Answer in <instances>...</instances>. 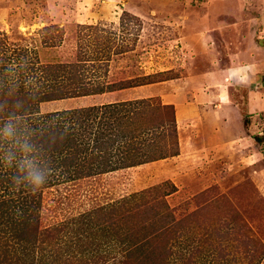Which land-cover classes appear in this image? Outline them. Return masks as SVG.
<instances>
[{"label":"rangeland","instance_id":"obj_1","mask_svg":"<svg viewBox=\"0 0 264 264\" xmlns=\"http://www.w3.org/2000/svg\"><path fill=\"white\" fill-rule=\"evenodd\" d=\"M246 44L264 48V0H0V67L23 91L18 101L32 103L20 114L17 99L9 110L0 102V261L264 264V107L247 108L244 90L230 89L227 104L204 86ZM83 53L93 59L96 86L113 90L28 99L50 87L56 64L70 67ZM200 76L199 105L219 115L206 135L198 125L209 118L194 109L185 113L196 126L176 121L185 79ZM116 102L125 103L104 117L98 111L101 119L76 118L87 113L78 108ZM59 127L79 146L49 156V145L32 138ZM106 153L111 167L118 154L131 153L126 162L136 164L104 172ZM29 204L28 254L16 245L19 256L10 257L14 210Z\"/></svg>","mask_w":264,"mask_h":264},{"label":"trees","instance_id":"obj_2","mask_svg":"<svg viewBox=\"0 0 264 264\" xmlns=\"http://www.w3.org/2000/svg\"><path fill=\"white\" fill-rule=\"evenodd\" d=\"M86 53V55H84V53L82 54V58L78 59L77 61L71 63L70 67H67L64 64H56L54 66V70L48 74V76L52 77V83L50 84V87L45 89V90H36L35 92L37 95H34V97L30 98L28 97V99H34L35 102H40V101H47V100H51V99H59V98H63L65 96H79V95H89V94H94V93H102L104 91H109V90H113L112 86L110 87H105V88H101L96 86V84L94 83L93 77L97 78L96 76H94V72L96 69H92V67L94 66L93 64V59L91 58V56ZM37 62V61H36ZM41 65V64H40ZM4 67H0V73L2 72L3 76H0V102H5V105L8 107L9 110V105L7 103H11V99L9 100V98L12 99H17V102L19 104V106H22L20 109V114H24L25 111H32L31 109V101H29V105H27L28 101L22 102V101H18V100H22V90L18 91L16 89L13 88V85L11 81H7L8 79H6L5 77V73L3 70ZM43 69V67H42ZM41 69V70H42ZM46 69H44L43 71H45ZM108 70L104 73V75H107ZM91 74V76L89 75ZM56 79H59L58 82H55ZM64 80V82H62ZM123 82V81H122ZM59 83V84H57ZM98 85V84H97ZM122 86H124V84H120ZM108 86V85H107ZM41 87V86H40ZM39 87V88H40ZM119 88V87H117ZM56 91V92H55ZM23 94H27V92H24ZM25 98H27V95H23ZM119 103H125V102H119ZM118 102L116 103H108V104H102L99 106H87V107H82V108H78V111L82 112H87L86 113V117L84 116H79V114H76V118L79 119V122L85 123V119L91 120V121H95V119L97 117L101 116L104 117L105 114L112 113V111H110L112 108H114L117 104H119ZM18 106V107H19ZM164 106H171L173 107V105H164ZM13 107L16 108L14 105H10V113L9 111H6V116L8 118H12L13 116H16V112L15 111H11V108ZM16 110V109H15ZM75 111V110H74ZM101 112V116L99 115ZM75 113H77L75 111ZM0 117H5V115L0 114ZM78 121V120H76ZM83 126V125H82ZM33 127V126H32ZM60 129H52L51 131V135L47 138L46 136L43 135V133H41V131H37L34 135L35 137H33V140H39V141H43L44 143H47L49 146H43L44 153L45 151H47L49 156H55V155H60L63 150L67 151L66 149H71L75 146H79V144H77V139L75 136V133L72 132L71 130L65 131L66 128L69 129L68 127H65L62 129V127H59ZM88 128V127H87ZM90 129V128H88ZM175 129V128H174ZM14 130L20 134V130L18 129V127H14ZM33 130V128H32ZM29 131V130H28ZM28 131L25 129V131L23 132L24 134L28 133ZM90 133H93V131H90ZM23 134V135H24ZM30 134V133H28ZM103 134V133H101ZM122 138H126V134L122 133L120 135ZM102 138V137H101ZM119 139V138H117ZM104 142V141H103ZM105 143V142H104ZM124 146L129 145V149L131 144L127 143V142H123ZM37 148H38V153L40 154V149H41V144L37 143ZM52 146V147H51ZM106 148V147H105ZM112 149V148H111ZM106 152V151H105ZM126 152V150L124 151ZM111 153V152H110ZM120 153V152H119ZM107 156H105L104 161L102 163L103 166L101 167L102 171H108L114 168H123V167H128V166H132L135 165L136 163H128L126 162L127 157H131V153H127L124 154V157H122V154H118V160H121V163L118 164V167H111L115 164H111L112 162V157L113 154L108 155L109 153H106ZM112 155V156H111ZM165 156H168L167 153L161 152L159 153V155L155 156L157 157V159L159 158H164ZM134 157V156H133ZM86 174H88L86 172ZM173 191V189H172ZM32 206L31 204H29L27 207H23L20 208V210H14V223H13V227H12V235L11 238L15 243H11L12 248L11 249V253H8V249H4L5 253L10 254L12 257L13 255L15 257L19 256L15 246L17 245V249L21 252H26L27 249V245L25 243V238H24V233H25V227L23 226L26 225L29 222V220H33L34 217L32 215V211H30L29 213H31L32 216H30V214L28 213L29 207ZM104 218V217H103ZM105 218H109L108 216H105ZM34 221V220H33ZM111 229V228H110ZM7 244V242H6ZM26 254H28L26 252ZM0 264H5L4 260L0 261Z\"/></svg>","mask_w":264,"mask_h":264},{"label":"crops","instance_id":"obj_3","mask_svg":"<svg viewBox=\"0 0 264 264\" xmlns=\"http://www.w3.org/2000/svg\"><path fill=\"white\" fill-rule=\"evenodd\" d=\"M236 11L237 10H234L233 14H236V16L239 17L238 12ZM255 46L256 47L246 44L245 47L243 46L244 48L240 47L239 50H238V47H236L235 52L228 56L229 64H227L226 62L224 70L217 71L218 74L215 72H212L209 75H207V79H205V81L207 80L208 82L204 83L205 88H209L210 91H212L211 94L214 95L216 93L217 96L220 95L221 97L226 98L227 101L229 100L228 102L226 101L227 104L230 102V100H233L229 92L230 89L231 90L233 89V91L235 89L244 90L245 97H246L245 101L247 100V103H246L247 108H252V109H258L261 107L263 108L264 107V48L257 46V45ZM250 47H252L253 49L252 52L251 50H249ZM245 51L249 52L248 59H247L248 61H245L246 57L242 55V52H245ZM260 73H261V76H258V74ZM219 76L223 78V80L220 82L214 79ZM251 76L253 77L252 79L255 85L259 86L260 83L262 84V90H261L262 93L260 90H258L260 92H258L257 90H256L257 92L254 91V89L251 87L253 83H251L250 80L248 79V78H251ZM226 77H228L227 80H226ZM260 77H263V80H259ZM179 79H182V78H179ZM244 79L248 80L249 82H245ZM203 82L204 81L201 76L198 79H195V78L185 79V84H184V87L182 88L183 90H181V92L183 91L184 94H179L176 97V99L179 98L182 100L181 104L183 105V108L181 112L183 114H180L181 112L177 110L176 121L179 127L183 126V129H187L185 125H188V129L191 128V126H196V123H194V121L192 120L194 116L191 118V113H185V110L187 111V110L194 109L195 111L193 112L197 113V115L200 118L202 117L209 118L207 120L204 119L203 124L198 125L199 130L201 131V134L206 135L207 134L205 132L206 129L210 131L211 130L217 131L216 129L217 127L215 125L217 124L216 120L217 118H219V115L217 112H214L215 110L213 112L211 111L204 112V108H201L202 106L199 105L200 103L198 102L196 92L199 91L201 88H203V87H200V84ZM224 82H225V86L223 87L224 88L227 87V94L224 91H221L222 90L221 83H224ZM252 95L254 96L252 97ZM188 96L191 97L193 102H187V100H185L188 98ZM205 96H204L205 98L207 97L209 98L207 94ZM194 97H196V100L193 99ZM177 101L178 100L172 99V103L176 104ZM249 112H250V109H249ZM238 118L240 120L241 115ZM226 121L228 122V124H232V122H235L233 120H230V118H227ZM228 126L229 125H227V127ZM223 128L225 127L223 126Z\"/></svg>","mask_w":264,"mask_h":264}]
</instances>
